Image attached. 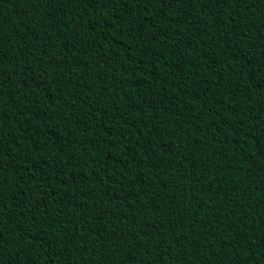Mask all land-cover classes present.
<instances>
[{
	"label": "trees",
	"instance_id": "trees-1",
	"mask_svg": "<svg viewBox=\"0 0 264 264\" xmlns=\"http://www.w3.org/2000/svg\"><path fill=\"white\" fill-rule=\"evenodd\" d=\"M0 264H264V0H0Z\"/></svg>",
	"mask_w": 264,
	"mask_h": 264
},
{
	"label": "snow or ice",
	"instance_id": "snow-or-ice-1",
	"mask_svg": "<svg viewBox=\"0 0 264 264\" xmlns=\"http://www.w3.org/2000/svg\"><path fill=\"white\" fill-rule=\"evenodd\" d=\"M100 2H103V0H100Z\"/></svg>",
	"mask_w": 264,
	"mask_h": 264
}]
</instances>
